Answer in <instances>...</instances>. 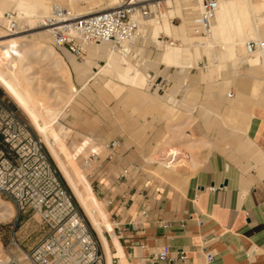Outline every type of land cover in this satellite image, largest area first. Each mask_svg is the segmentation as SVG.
<instances>
[{
    "label": "crops",
    "instance_id": "1",
    "mask_svg": "<svg viewBox=\"0 0 264 264\" xmlns=\"http://www.w3.org/2000/svg\"><path fill=\"white\" fill-rule=\"evenodd\" d=\"M247 1L253 6L257 25L253 29V38L245 42L255 38L262 41L264 9L261 6L264 0ZM175 34L180 38V34L172 29L170 36ZM149 37L153 39L151 35ZM187 40L190 41V37ZM101 46L104 45L88 46L86 62L74 65L73 72L78 79L91 74L89 81L98 75H117L120 81L129 85L122 95L127 109L125 115L118 116V124L112 123L108 112L96 115L93 122L89 121V115L85 119L78 118L76 130L86 140L78 143L70 154L73 158L78 156L88 143L94 147L113 141L117 143L115 156L103 165L99 181L92 182L91 188L85 178L95 202L101 204L97 196L106 204V213L101 209L102 235L107 247L106 252L100 244L99 251L104 254L102 264H152L151 259L162 250L171 260L164 264H264V89L257 93L253 84V81L264 83V79L259 80L254 75L257 67L264 74V52H258L259 57L251 58L252 61L251 56L220 63L207 61L219 66L220 71L226 63L234 68L232 75L237 81L235 88L230 89L234 100L225 106L216 89L221 90L228 80L223 79L217 88L214 85L207 88L206 84L213 74L220 76L219 69L207 70L196 83H188L190 73L184 72L192 66L198 67L200 46L196 47V55L194 48L192 51L185 48L183 53L170 48L171 64L163 60L167 49L164 47L157 64L147 71L145 79L125 59L122 66L117 56L109 55L106 46ZM158 51L156 47L138 44L134 48L136 59L131 60L148 63ZM95 59L103 60L104 65L93 66ZM162 65L165 67L161 69ZM242 65L246 67L244 77L238 72ZM136 74L137 80L133 81L132 76ZM68 75L70 78L69 72ZM240 78H246L245 82H238ZM144 81L150 95L135 89ZM154 87H160L161 91ZM73 89L67 107L76 96L74 86ZM117 91L119 93L120 89ZM169 91L173 98L169 104L171 111H164L160 100L152 95L160 98V94L163 96ZM254 99L250 105L249 100ZM195 102L197 106L192 107L190 103ZM182 103L187 106L182 108ZM174 109L185 119L179 126L172 125L168 129L184 127L191 115L196 122L195 130L201 136L204 137L208 130L211 149L199 152V161L191 174L177 177L169 173L173 184L162 186L144 171L143 157L149 148H154L152 156L158 166L173 169L181 162L178 160L181 152L177 148L157 145L163 125L170 120ZM221 120L226 127L221 126ZM114 126L118 134L111 136L110 130ZM61 146L66 151L62 142ZM166 151L167 155L163 156ZM184 162L195 166L191 157ZM120 175L124 178L115 185ZM207 253L211 254V261H206Z\"/></svg>",
    "mask_w": 264,
    "mask_h": 264
},
{
    "label": "built area",
    "instance_id": "2",
    "mask_svg": "<svg viewBox=\"0 0 264 264\" xmlns=\"http://www.w3.org/2000/svg\"><path fill=\"white\" fill-rule=\"evenodd\" d=\"M157 0H122L120 6L102 12L77 16L67 7L52 5L37 23L45 29L53 50L64 51L82 60L88 46L104 45L123 59H136L134 48L143 40L146 24L159 9ZM153 9H151V7ZM218 8L217 0H200L193 19L195 35L208 37ZM0 26L6 36L26 30L19 28L17 14H0ZM174 45L165 40L161 43ZM264 50V42H247L245 52L253 55ZM161 91L160 87H154ZM228 92L227 97H231ZM116 142L89 149L83 159L87 178L99 181L102 167L110 162ZM124 178L120 175L115 185ZM0 197L17 213L30 209L46 229L43 238L32 248L23 250L12 229L5 245L6 264H102L103 254L87 232L71 196L61 186L57 173L49 163L42 142L35 138L29 125L20 119L9 102L0 96ZM110 204V201H108ZM144 216L145 213L142 212ZM182 259V258H180ZM211 261V254H205ZM166 251H159L152 264L170 262Z\"/></svg>",
    "mask_w": 264,
    "mask_h": 264
},
{
    "label": "rangeland",
    "instance_id": "3",
    "mask_svg": "<svg viewBox=\"0 0 264 264\" xmlns=\"http://www.w3.org/2000/svg\"><path fill=\"white\" fill-rule=\"evenodd\" d=\"M13 1L15 0H12L11 2L12 5L14 4ZM94 1L97 3V5L95 4L94 6H99V7H96L95 10H101V9L105 10V9H108V7L111 8L110 6L115 7L116 5L120 4L121 0H94ZM157 1H159V9L157 10L158 12L155 14V16L159 15V12H160V15H164L165 13H167L168 10H171V8H169V6H167L166 3L164 2L166 0H157ZM189 3L185 1L181 2L180 4L181 5V16H178L176 18L175 17L169 18L168 21L170 25L177 27V26H180L183 20H189V19L193 20L197 16L198 14V11H196L197 5L194 3H190V4ZM78 7L86 8L87 6L85 3H81ZM185 8H188V11H184ZM1 11L3 12L7 10L0 7V12ZM188 13H190L191 15H188ZM160 15L157 18H155L154 22H157V20L160 22L162 21L163 16H160ZM25 26L27 29H30L31 27L34 28V30H30L22 34V35L30 34V36L27 37L28 40L33 41V42L38 41V42L43 43L45 46L51 47L49 36L46 33L38 32L39 29H36L37 21H35L32 26H29L28 24L24 25V27ZM185 29H186V32L183 31V33L180 34V38L177 37V34H175L174 36L173 35L166 36L163 32H158L159 33L158 35L159 44H157L156 42H152L154 40L150 39L149 37V35H151L152 37V34H153L152 27L151 26L146 27L145 32H144L145 37L140 42V44L145 47H156L159 50L158 53L155 55L154 59L152 61H149L148 63H143L142 60H138V61L131 60L130 58L125 59V60L127 61L129 65L135 68L145 79L147 71L154 69L155 64H157L159 56L162 53L164 47L165 49L167 48L166 46L167 43H164V42L161 43V41L168 40V41L173 42L174 45L180 44V46H176L171 49L172 50L179 49L180 50L179 52L181 53H183V50L185 48H188L190 51H192L193 48L197 47V46L193 47L190 44V42H188L187 39L190 36H188L187 33L189 30L186 26H185ZM0 32H1V37H2L0 38V40L11 38L9 36H6L3 33L2 27H1ZM261 40L264 42V38H262ZM217 45L215 46L212 54L210 52H207V49L204 48L205 46L203 45L200 46L201 55H200V61L198 62V67L192 66L189 69L185 70L184 72V73H190V76H193V77L189 76V82H188L189 84H192V82L196 83L198 80V77L201 79L202 76L205 75V72L207 70L216 71V69H218V67L214 66L213 64H208V62L209 63L218 62V60L214 58V54H213V53H216V49H218L220 46L219 44ZM101 47H105V46H101ZM33 48L34 46L30 43L27 44V46L23 49V51L22 49L21 50L9 49L7 46L0 47V60H1L0 65L5 70L7 79L13 76L16 72H17L16 74H18L19 72L20 77L23 75V77L20 78L21 82L22 81L24 82L25 80L26 83L28 84V88L29 89L32 88L33 91L38 93V94L37 93L35 94V92L33 93V91L31 90L33 95H36V96L38 95V97L42 96L44 100L46 101V103L49 104V107L52 109H55L56 107H57L56 109L62 107L61 105L69 97L71 93L70 92L71 82L77 91L76 96L73 98V101L70 103V105L62 110V112L56 119V122L50 128H48L51 130L47 133L48 142H45L40 137V135L36 132L34 126L31 124V122L26 117V115H24V113L15 105L12 99H10L9 96L1 88H0V96H2L5 101L9 102V104L14 107V109L17 112L18 117L29 125L30 130L32 131L35 138L42 142L45 148V154L47 156V159L49 163L52 165V167L55 169L58 180L61 183V186L71 196L72 202L76 208V211L79 217L82 218L84 221V226L87 232L89 233L91 238L96 242L97 249L100 250V243L98 241L96 234L94 233L92 227L89 225L88 221L86 220L84 216V213L82 212V209L75 201L70 189L66 185L59 171L57 170L53 160L51 159V156L49 155L50 152L48 154L46 146H47V143L54 142L56 144L55 148H57V150L60 148L58 150V155L63 160V162L67 163V160H70V163L72 165L68 163L67 164L70 166L69 170L71 171V174L73 176H81L84 182L87 184V181H85V178H86L89 181L91 188H92V181L87 178L88 171L84 167L83 159L88 155L89 149H93L94 146L88 143L87 148L84 149V151L81 154H78V156L74 157L75 160L70 154L73 152V149L78 145V143L86 140L84 136L76 130L77 120L78 118L85 119L86 116L89 115V121L91 120L93 122V121H96L95 119L96 115L101 116L103 112H108L111 121H113L112 123L118 124L119 119H120L118 116L125 115V111L127 109L125 105V100L122 95H123V92H125V90L127 89V86L129 85L124 84L115 75H98L89 81V78H91L92 76L91 74L89 75V73H87L82 79H78L73 72V66L83 65L86 62V55L84 56L82 60H76L73 57L66 54L64 51L53 50L55 55L57 57H61L67 66V70L71 78V81L69 78L70 84H68L69 81L65 78L63 79L62 75L60 74L59 72L60 68L50 65L51 63L48 60L47 61L49 63H47L46 59H43V57H39V56L34 57V55L33 57L32 55L30 56L31 52L34 51L35 49ZM149 54L150 52H148V55L146 57L147 59L149 58ZM196 54H197V51H196ZM242 54H244V49L242 51ZM14 56L16 57L19 56L17 57L19 59L16 60V57ZM92 65L93 66H103L104 62L103 60L95 59ZM13 66L14 67L16 66L17 68L15 67L16 68L15 69ZM18 67H20L19 69L21 71L18 69ZM164 67L165 66L162 65L161 69ZM177 68L182 69L180 67H172L171 69L179 70ZM245 69H246L245 65H242L238 68L239 74L243 75V77L246 76ZM254 69L256 71L254 75L257 77V79L259 80L264 79V74L260 70V68L257 67ZM14 70H17V71L14 72ZM233 70L234 68L230 65V63H226L225 68H223L218 73L220 74V76L219 75L217 76L215 73L211 76L209 83L206 82L207 88H210L211 85L212 86L214 85L216 86L215 88H217L218 84H221L223 79L226 78L228 80L225 84H223L222 86L223 88L221 90L216 89L217 94L223 97L225 106L232 104L234 100L233 99L234 97H231V98L226 97V93L232 92L230 89L231 88L234 89L236 86L235 84H236L237 79L236 77H233L232 75ZM245 79L246 78H240L238 79V82H245ZM106 82L107 84L104 85V83ZM253 84H254V89L257 90L256 91L257 93H259L260 91L264 89V83L261 81H255V82L253 81ZM118 89H120L119 93L117 91ZM135 89H137L138 91L145 92L147 95L151 94V92H148L147 88L145 87V81L140 87H137ZM152 96L160 100L162 110L171 111L169 104L172 103L171 101L173 100V98H172V95L170 94V91L166 92L165 95L163 96L160 94L161 96L160 98L156 94H153ZM208 101L209 99L207 98L206 107H208L209 105ZM249 101H250L249 102L250 105H252L255 102V99L254 101L253 100H249ZM190 102L192 103L191 100ZM191 103L190 105L192 107L197 106L196 102L193 104ZM184 105L187 106L186 104L182 103L181 107L183 108ZM184 119H185L184 115L174 109L173 114L170 117V120L166 122V124L163 125V130L161 132L160 139L157 141L158 142L157 145H160V146L170 145L173 148H177L181 152L180 155L178 156V160H181V162L177 164L175 168L165 169V168L158 166L155 160H153L154 156H152V152L154 148L153 149L149 148L147 153L143 157V160L146 162V164L143 166L144 171L148 173V176H151L154 180H157L158 182H160L162 186H165L167 183L171 185L173 184L172 183L173 181L171 180V176H169L171 173L176 175L177 177L182 176L184 174H191L197 166V161H199L198 160L199 152H201L204 149L206 151H209L211 149L208 130L205 133L204 137L201 136L200 132H197V130H195L196 122L193 120L191 115L189 116L188 119H186V123L184 127H181V128L179 127L175 130L168 129V127H171L172 125H175V127L179 126L180 123H182ZM37 123L39 125H42L41 120H38ZM221 123L220 124L222 127L227 126L223 124V120H221ZM110 131H111L110 132L111 136L118 134V130L115 126L111 128ZM60 141L62 142L66 151L62 148ZM156 147L157 146H155V148ZM190 157L195 162V166L193 167H191L189 163L184 162V161H187L188 159L190 160ZM162 159L163 161H165V158H162ZM96 198L101 203L99 204L96 201L97 204L106 213L105 202L100 200L97 196ZM0 201L1 203H3L2 205L5 207V210L11 211V212L9 211L11 213L9 217L0 218V264H6L7 258L4 252L5 245L7 243V239L10 236L12 229L15 231V236L20 244V247L23 250H28L34 247L43 238V236L46 233V229L41 225L38 216L35 213H33L30 209H26L23 213H17L16 210H14V208H12V206L6 200L0 197ZM99 222H101V225H102L101 217L99 218Z\"/></svg>",
    "mask_w": 264,
    "mask_h": 264
},
{
    "label": "bare ground",
    "instance_id": "4",
    "mask_svg": "<svg viewBox=\"0 0 264 264\" xmlns=\"http://www.w3.org/2000/svg\"><path fill=\"white\" fill-rule=\"evenodd\" d=\"M184 1L188 3L190 2V3L196 4L197 5L196 11L199 10L200 0H166L164 2L166 3L167 6H169V8H171V10H168L167 13H165L164 15H160V12H159V15L163 16L162 21L160 22L157 20V22H154L155 18L159 16L157 15L149 19L148 22L146 23L148 27L150 26L152 27L153 29L152 37L153 39H156L158 44H159L158 37H157L159 34L158 32H163L166 36H170V32L173 29L175 32H178V34H182L186 26L187 28H189V31L187 34L188 36H190V41L188 42H190V44L193 47L203 45L207 49V52H210L212 54L215 46L217 44L220 45L219 48L216 49V53H213L214 58L218 60L217 63L225 62L227 60L236 59V58L246 59L251 56L250 59L251 58L257 59L259 57V55H257L258 52L253 55H247L245 52V45L247 43L245 42V40L253 38L252 36L253 29L257 25L255 22V16L253 13V6L250 5L247 0H217L218 8L213 18L211 34L208 37H200L194 34L193 29H192L193 20L191 19L183 20L179 27H175L169 24V21H168L169 18H174V17L176 18L178 16H181V5L180 4L181 2H184ZM11 2L12 0H0V7L7 11L16 12L19 28H24V25L26 24H28L29 26H32L35 21H37L38 23L41 20V18H43L44 16L48 14L52 5L67 7L71 11H73L77 16H85V15L104 11V9L95 10L96 7H99V6H94L95 4L97 5V3L94 0H15L13 1L14 3L13 5ZM121 2L122 0L120 1V4ZM81 3H85L87 7L86 8L78 7ZM120 4L116 5L115 7L110 6L111 8L108 7V9H105V10L116 8L120 6ZM157 5L159 6V1L157 2ZM150 7L153 9L152 6ZM261 7H263L264 9V3L262 4ZM3 12H6V11H3ZM3 12L1 11L0 14ZM214 20L216 22L215 25H214ZM36 29H39L38 32L40 33L47 34V31L45 29H40L38 27H36ZM30 30H34V28L31 27L30 29L23 30L17 33L16 35L11 36V38L9 39H1L0 47L7 46L9 49H19V50L22 49L23 51V49L27 46V44L30 43L35 48V49L33 48L34 51L31 52L30 56L31 55L32 57L33 55L34 57L39 56V57H43V59H46V61L48 60L51 63L50 65L60 68L59 72L62 75L63 79L65 78L69 81L68 71H67L64 61L62 60L61 57H57L55 55L51 47L45 46L43 43L38 42V41L33 42V41L28 40L27 37L30 36V34L22 35L23 33H26ZM0 31H1V26H0ZM0 38H2L1 32H0ZM251 41L252 42H262V41L257 40V38L249 40L248 42H251ZM166 46L168 49H166L164 52L163 60L165 63L171 64L172 59L169 54L170 48L180 46V44L172 45V46L166 45ZM106 48H107V51L110 52L109 55L114 54L115 56H118L114 52H112L111 49L108 48L107 46ZM243 49H244V54H242ZM194 50H195V55H196V51H197L196 48H194ZM262 52H264V50ZM17 57H16V60L19 59ZM118 58H119V63L122 66H124L125 61L123 60V58H120L119 56ZM48 61L47 63H49ZM19 68L20 67H18V69ZM218 69L220 72L219 66H218ZM17 70H14V72H16ZM16 73L13 76H11L9 79H7L6 72L0 65V88L9 96L10 99H12V101L24 113V115H26V117L31 122V124L34 126L36 132L40 135V137L45 142H48L47 133L51 131L48 128H50L56 122V119L58 118L62 110L67 107L68 103L70 102L73 96L74 89L71 86L70 81H69L68 84H70V88H71V91H70L71 93L69 97L63 102V104L61 105L62 106L61 108L56 109L57 108L56 107L55 109H52L49 107V104L46 103L44 98L40 96V94H39L40 97H38V95L37 96L33 95L35 91H33L32 88L31 89L28 88V84L26 83V81L24 80V82L23 81L21 82L20 78L23 77V75L20 77L19 72L18 74ZM116 77L118 78L117 75ZM137 77H138L137 74L132 76V80L136 81ZM31 90L33 91V93ZM36 93L37 92H35V94ZM38 120L42 121V125H39L37 123ZM55 147H56V144L54 142L47 143L46 149L48 151V154L50 152L49 155L51 156V159L53 160L57 170L59 171L66 185L70 189L75 201L82 209V212L84 213L86 220L88 221L89 225L92 227L100 244L102 245L104 250L107 252L106 242L102 235V225H101V222H99V218L102 215L101 208L92 198L89 192V189L86 183L84 182L83 178L81 176H73L71 174V171L69 170L70 166L68 165V164L72 165L70 163V160H67L68 164L63 162V160L58 155V150L60 148L58 147L59 149L57 150V148ZM169 154H168V158H169ZM166 155H167V151L163 153V156H166ZM2 204L3 203H1L0 201V218L9 217L11 215L10 213L11 211L9 210L10 211L9 212L8 210H5V207ZM106 260L108 262V259Z\"/></svg>",
    "mask_w": 264,
    "mask_h": 264
},
{
    "label": "trees",
    "instance_id": "5",
    "mask_svg": "<svg viewBox=\"0 0 264 264\" xmlns=\"http://www.w3.org/2000/svg\"><path fill=\"white\" fill-rule=\"evenodd\" d=\"M13 109H14V107L13 106H11Z\"/></svg>",
    "mask_w": 264,
    "mask_h": 264
}]
</instances>
